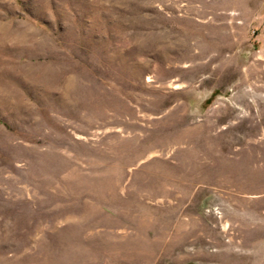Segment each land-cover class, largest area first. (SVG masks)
<instances>
[{"label": "rangeland", "instance_id": "374dc122", "mask_svg": "<svg viewBox=\"0 0 264 264\" xmlns=\"http://www.w3.org/2000/svg\"><path fill=\"white\" fill-rule=\"evenodd\" d=\"M0 264H264V0H0Z\"/></svg>", "mask_w": 264, "mask_h": 264}]
</instances>
